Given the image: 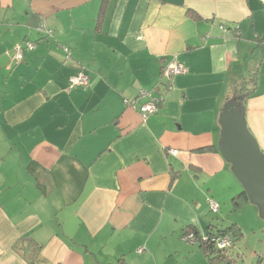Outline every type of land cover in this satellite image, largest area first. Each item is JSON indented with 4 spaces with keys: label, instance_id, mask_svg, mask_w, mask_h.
<instances>
[{
    "label": "crops",
    "instance_id": "obj_1",
    "mask_svg": "<svg viewBox=\"0 0 264 264\" xmlns=\"http://www.w3.org/2000/svg\"><path fill=\"white\" fill-rule=\"evenodd\" d=\"M101 4L0 0V264H227L182 234L232 222L237 241L248 232L219 116L242 96L264 152V3L105 0L99 15ZM25 40L35 47L16 60ZM172 58L185 71L161 95ZM79 69L88 85L69 87ZM141 90L164 98L146 119Z\"/></svg>",
    "mask_w": 264,
    "mask_h": 264
},
{
    "label": "water",
    "instance_id": "obj_2",
    "mask_svg": "<svg viewBox=\"0 0 264 264\" xmlns=\"http://www.w3.org/2000/svg\"><path fill=\"white\" fill-rule=\"evenodd\" d=\"M218 148L231 164L247 199L264 219V152L247 127L245 108L238 98L225 103L219 116Z\"/></svg>",
    "mask_w": 264,
    "mask_h": 264
},
{
    "label": "built area",
    "instance_id": "obj_3",
    "mask_svg": "<svg viewBox=\"0 0 264 264\" xmlns=\"http://www.w3.org/2000/svg\"><path fill=\"white\" fill-rule=\"evenodd\" d=\"M260 1L264 3V0H260ZM40 28L44 31L46 35H52L51 30L44 29L43 26H41ZM34 47L35 44L27 40L17 44L14 47V58L16 60H21L23 57V50L33 49ZM64 51L68 52L67 47H64ZM184 71L185 68L183 64L175 58H173L168 63H166V65L163 68V73L168 77L183 73ZM68 82H69V87H75V86L86 87L89 83V78L83 70L79 69L74 75L68 78ZM167 83L168 84L164 87L165 89L163 90V92H161V95L162 93L165 94L171 88V80H169ZM139 95L149 96L148 98L149 100L143 102L138 107L141 117L143 119H146L147 116L150 114L156 113L158 111V103L164 99L162 96L155 98L150 95V92L146 93V91H142V90L139 91ZM169 152L172 154H177L178 151L176 149H170ZM208 206H209V211L211 213H217L219 209V203L216 200L208 199ZM185 237L190 241H194L191 233L186 234ZM210 237H211V241L215 244V246L219 248H226L232 245V238L227 233L224 234L216 233L211 235ZM139 251H142V249L140 248Z\"/></svg>",
    "mask_w": 264,
    "mask_h": 264
},
{
    "label": "trees",
    "instance_id": "obj_4",
    "mask_svg": "<svg viewBox=\"0 0 264 264\" xmlns=\"http://www.w3.org/2000/svg\"><path fill=\"white\" fill-rule=\"evenodd\" d=\"M104 2H105V0H103V5L101 4V9H100L99 15H101L102 12H103ZM220 28L223 29V30L227 29L225 26H220ZM235 30H238V29L237 28L234 29L233 32H235ZM174 76H176V75H174ZM174 76L170 77L171 82H172V79H173ZM167 84L168 83L166 82V85ZM171 87H172V84H171ZM238 95L239 94L237 93L236 94L237 98L242 97V96H238ZM161 104H162V101H160L158 103V109H159V106ZM246 201H247V196H246L245 192L242 190L241 192L237 193L232 198L233 209L237 210ZM189 233L192 234L194 242L197 243L199 248L204 252V254L206 255V257L209 259V261L211 263L224 261L227 264H233V261L235 259L231 258L232 257L231 256V249L233 248V246L235 245V243L237 242V240L241 236V230H240V228L238 227L237 224L232 222L231 224H228V225H214L211 228L208 227L204 233H201V232L197 231L194 227L189 225V226L185 227L184 233L182 234V236H185L186 234H189ZM216 233H219V234L227 233V234H229L231 236V238H232V245L230 247H226V248H219V247L215 246V244L211 241V237L210 236L213 235V234H216ZM29 238L30 237L26 238L25 244L30 242V241H28Z\"/></svg>",
    "mask_w": 264,
    "mask_h": 264
},
{
    "label": "rangeland",
    "instance_id": "obj_5",
    "mask_svg": "<svg viewBox=\"0 0 264 264\" xmlns=\"http://www.w3.org/2000/svg\"><path fill=\"white\" fill-rule=\"evenodd\" d=\"M248 201V205H246L243 209V207L239 210V211H236V215H237V218L238 220L241 222V223H244L245 224V228H246V231H248L243 237L241 240L237 241L236 242V248H234L233 250V254H234V257L236 256V252H238V249H237V244H239L240 246V243H242V246H243V254H242V263L244 264H255V261L257 260V253L255 251V248L261 250L264 252V232H261L259 231V229H261V227L256 224L255 220H253V218H251L249 215H247V211L249 208L251 209H254L255 211V215H257V217H259V219L263 222L262 225L264 226V219L260 216L259 214V211H258V208L252 204L249 199H247ZM254 208H253V206ZM231 206H233L231 204ZM246 209V210H245ZM234 212V211H233ZM212 214H216V213H212ZM224 216H228V218H230V214L227 212H224L223 214ZM257 221V220H256ZM252 226H256L258 227V229H256L258 231V233H254L253 231H249ZM261 234V238L262 240L258 243L256 242V238H258V236ZM236 258V257H235Z\"/></svg>",
    "mask_w": 264,
    "mask_h": 264
}]
</instances>
